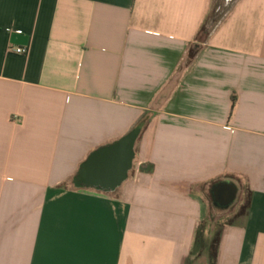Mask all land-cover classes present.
Wrapping results in <instances>:
<instances>
[{"label":"crops","instance_id":"1","mask_svg":"<svg viewBox=\"0 0 264 264\" xmlns=\"http://www.w3.org/2000/svg\"><path fill=\"white\" fill-rule=\"evenodd\" d=\"M212 2L0 0V264H183L221 182L217 264H264V0L188 64ZM146 117L119 186H74Z\"/></svg>","mask_w":264,"mask_h":264},{"label":"trees","instance_id":"2","mask_svg":"<svg viewBox=\"0 0 264 264\" xmlns=\"http://www.w3.org/2000/svg\"><path fill=\"white\" fill-rule=\"evenodd\" d=\"M234 2L232 4L230 3L231 6L227 4V6L222 7V3H220L217 0L215 1L213 0L212 7L200 27L196 40L189 48L188 64H192L194 60L198 57L202 49L206 46L212 32L214 31L216 26L224 19L226 14L231 10ZM235 101H236V97H234V102ZM148 123H149V118L147 117L143 118L132 129H130V131H128V133L121 139L113 143L104 145L93 151L88 156V158L80 165L79 170L74 176L72 181L74 186L76 188H86L88 186L87 184L89 183L85 182L82 179V174L85 166L90 162V160L96 153H98L103 149L115 146L130 137L134 139V143H135L136 140L141 136L143 130L147 127ZM126 176L122 179V181H120V183L117 186H119L121 182H123L127 178ZM215 184L216 183H214V185ZM99 190L108 191L109 189L99 188ZM210 197L212 199L213 204L216 206V204L214 203L213 195L210 194ZM249 207H250V200L248 198L242 204L238 212L225 225H235L241 223L245 218V216L247 215ZM225 225L221 227V229L218 230L211 238H209L207 235L206 223L203 220L197 229L196 238L192 251L183 264H217L219 247ZM203 257L206 258L205 263L201 262Z\"/></svg>","mask_w":264,"mask_h":264},{"label":"water","instance_id":"3","mask_svg":"<svg viewBox=\"0 0 264 264\" xmlns=\"http://www.w3.org/2000/svg\"><path fill=\"white\" fill-rule=\"evenodd\" d=\"M133 138L96 153L85 166L82 179L90 184L114 188L126 176L132 158ZM214 200L222 207H229L237 198V189L229 183H218L212 189Z\"/></svg>","mask_w":264,"mask_h":264},{"label":"rangeland","instance_id":"4","mask_svg":"<svg viewBox=\"0 0 264 264\" xmlns=\"http://www.w3.org/2000/svg\"><path fill=\"white\" fill-rule=\"evenodd\" d=\"M217 1L222 3V7L223 6L225 7L227 6V4L231 6V4L235 0H217ZM246 197L247 195L244 194L243 203L245 202ZM207 199L211 202V209L206 214L204 221L206 223L207 235L209 238H211L218 230L221 229V227H223L235 215L236 211L240 209L241 206L240 204H238V206L236 207V204H235V205H232L228 209H222L213 204L211 197L208 196ZM205 261H206V258L203 257L201 262L205 263Z\"/></svg>","mask_w":264,"mask_h":264},{"label":"built area","instance_id":"5","mask_svg":"<svg viewBox=\"0 0 264 264\" xmlns=\"http://www.w3.org/2000/svg\"><path fill=\"white\" fill-rule=\"evenodd\" d=\"M19 33H22L21 30H18ZM12 51L19 54V55H24L27 53V49L24 47H17V48H12Z\"/></svg>","mask_w":264,"mask_h":264}]
</instances>
